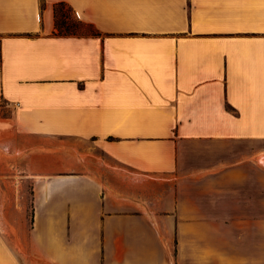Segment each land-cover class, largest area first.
Instances as JSON below:
<instances>
[{"label": "crops", "instance_id": "obj_1", "mask_svg": "<svg viewBox=\"0 0 264 264\" xmlns=\"http://www.w3.org/2000/svg\"><path fill=\"white\" fill-rule=\"evenodd\" d=\"M2 104L0 151L77 171L0 202V264L262 255L264 0H0Z\"/></svg>", "mask_w": 264, "mask_h": 264}, {"label": "rangeland", "instance_id": "obj_2", "mask_svg": "<svg viewBox=\"0 0 264 264\" xmlns=\"http://www.w3.org/2000/svg\"><path fill=\"white\" fill-rule=\"evenodd\" d=\"M68 18L70 21L75 20L72 16L71 12H68ZM85 28L82 27L81 31ZM12 109L9 107H5L3 104L0 106V119L2 118H11ZM53 157L52 159L38 158L36 159H28L23 154H17L7 151H0V202L8 199H16L19 195L23 204H27L30 200V195L32 194V186L34 184L35 179L40 180V178L44 179L49 174H40L43 172H69L72 170L77 171V160L67 159V157L63 158ZM264 166V159L262 161ZM49 165L46 171V165ZM51 165V166H50ZM89 168H93V165L90 163ZM23 224H18V227H21ZM9 228V230H8ZM6 229L7 239L11 238V233L13 231V227L8 225ZM254 225H245L246 231H253ZM256 231L259 230L262 237V255L261 256H246L242 257V259L237 260L235 257H230V264H264V184H263V192H262V208H261V224L255 225ZM241 231H243L241 229ZM11 241V240H10ZM8 242V241H7ZM221 257H214V264L220 263ZM173 264V261H171Z\"/></svg>", "mask_w": 264, "mask_h": 264}, {"label": "trees", "instance_id": "obj_3", "mask_svg": "<svg viewBox=\"0 0 264 264\" xmlns=\"http://www.w3.org/2000/svg\"><path fill=\"white\" fill-rule=\"evenodd\" d=\"M68 12H71L70 8L66 7L62 3H57L54 6L55 29L59 35L79 34L81 32V28L84 27V25L77 19L70 21L68 18Z\"/></svg>", "mask_w": 264, "mask_h": 264}]
</instances>
